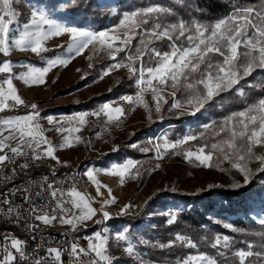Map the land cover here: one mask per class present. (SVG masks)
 I'll list each match as a JSON object with an SVG mask.
<instances>
[{
  "label": "snow or ice",
  "instance_id": "1",
  "mask_svg": "<svg viewBox=\"0 0 264 264\" xmlns=\"http://www.w3.org/2000/svg\"><path fill=\"white\" fill-rule=\"evenodd\" d=\"M114 14L117 13L114 11ZM118 15V23L105 29H95L66 23L56 18L48 8L32 7L28 18L21 24L13 8V0H0V54L4 57L0 59V73L5 74L0 78V113L20 106L29 109L24 114L0 115V165L16 157L29 156L34 160L48 157L56 163H63L56 155L57 148L72 147L74 141L80 142L81 137H73L72 133L79 132L88 123L89 116H103L106 118L105 126L114 124L117 127L126 113L138 106L145 109L149 120L153 112L161 114L165 105H169L168 111L177 110L178 117L196 116L220 103L225 95L235 94L242 100L246 99L247 86L261 90L256 100L246 103L241 110L232 111L219 122L202 125L199 133L189 132L174 140L164 134L151 142V149L135 143L130 146L134 149L139 147L145 153L154 151L157 159H163L169 153L183 155L186 161L207 168L213 167L215 161L220 171H226L220 167L226 161L243 177V183L236 182L233 185L235 188L248 185L256 172L264 173V151H257L264 149V82H249L257 71L264 72V0L253 5H235L228 15L211 23L175 19L173 9L160 3H149ZM169 17L174 19L170 22ZM57 38L63 40L62 44L55 45L61 54L49 57L46 54L53 49L47 44ZM85 50L92 54L104 52L112 61L103 71L101 79L113 71L124 69L137 90L134 94H123L117 100L106 101L91 112L79 111L59 119L47 116L45 119L49 126L58 133H68L61 143L54 145L45 134L47 129L40 123L38 105H26L13 81L19 80L28 87L44 85L53 68L67 67ZM14 51L31 52L43 65L29 62L21 66L25 70L14 73L10 59ZM88 59L91 60L92 55ZM169 88L171 92L167 91ZM147 93L151 94L152 105L145 99ZM159 119H164V116L159 115ZM191 141H200L195 150L187 147ZM116 150L114 147L113 151ZM253 163L259 164L255 170L251 167ZM141 166L140 161L126 159L105 169L88 168L85 176L95 185L97 195L103 197L101 188L108 192L107 198L99 201V208L93 207L94 198L78 190L74 182L67 190L48 183V195L55 201L52 211L59 210L60 215H49L42 206L34 203L29 212L44 225L58 220L60 224L71 226L73 231L78 226L86 227L89 221L99 225L111 219V213L105 206L115 203L116 198L111 188L98 179V173L118 177L122 185L127 178L140 177ZM27 167V163L21 165V168ZM159 167L157 164L156 168ZM22 191L24 199L31 200L27 189ZM36 195L39 197L41 192ZM132 207L131 204L123 205L121 214H127ZM7 211L11 214L14 210L9 208ZM98 214L101 220H94ZM15 215L19 223L21 213L18 209ZM168 215V224L177 221L176 213ZM258 223L264 228V216L258 219ZM28 227L34 229L39 225ZM223 227L232 232L243 231L232 224H224ZM253 235L264 241V231ZM85 239L86 247L75 242L71 244L73 264H113L114 258L108 251V228L94 231ZM115 239L126 243L125 252L129 256H135L140 264H147L136 251L127 228L118 231ZM25 243L17 237L5 235L0 244V264H19L20 261L27 264ZM140 243L147 245L149 242L141 240ZM177 246L196 251L179 258L176 264H221L218 257L224 258L225 264H264V243L259 245V251L253 250L251 242H246L245 247L235 248L234 239L227 234H217L211 243L210 247L216 250V255L200 251L197 242L180 233L167 243L153 245L161 249ZM46 251L51 257L47 264H63L61 249L48 248ZM82 256L90 258L81 259ZM34 264H46V261L38 258Z\"/></svg>",
  "mask_w": 264,
  "mask_h": 264
},
{
  "label": "trees",
  "instance_id": "2",
  "mask_svg": "<svg viewBox=\"0 0 264 264\" xmlns=\"http://www.w3.org/2000/svg\"><path fill=\"white\" fill-rule=\"evenodd\" d=\"M31 5H44L60 19H69L72 23L79 26H89L95 29H105L118 23L119 13L131 11L136 8L146 6L149 3H160L171 7L175 13V19L191 20L197 19L204 23H211L219 18L228 15L233 6H247L258 4L259 0H29ZM115 13L117 14H114ZM173 17H169L171 22ZM53 51L46 54L51 56L61 52L56 47ZM36 64L42 65L43 62L38 58L32 59ZM109 58L103 59L94 66V70L81 77L75 86L84 85L92 82L100 74L103 66L110 63ZM250 83L264 82V72L257 71ZM71 86L68 90L75 88ZM112 89V91H109ZM134 82L129 80L128 73L124 72L105 90L91 93L83 99L71 100L67 104L53 105L46 107L49 109L61 108L64 112H71L75 109L90 110L97 108L106 100L116 99L123 94H134L136 92ZM248 93L246 99L242 100L235 94L221 97L220 103L212 105L207 110L202 111L196 116H179L178 112L168 111L169 105L164 106V111L160 114L164 116V121L160 123L161 134H167L170 139L182 137L189 132L196 134L202 130V125L212 121H221L232 111L241 110L246 103L256 100L260 89H253L245 86ZM189 119L188 123L183 122ZM158 122V119L154 123ZM146 128H141L133 132L125 139L121 140L116 146V151H111L106 158L117 159L122 162L127 157L138 159L144 162V156L148 153L134 149L130 145L139 138ZM200 143V141H196ZM147 140L144 139L139 146L142 147ZM151 153V152H149ZM104 158V159H106ZM216 162L213 161V166ZM220 167L226 170L232 169L228 162H224ZM251 167L255 170L259 167L258 163H253ZM150 167L147 166V170ZM229 181L214 182L213 187H198L195 190L177 189L162 186L146 196L136 212L128 210L127 214H119L113 217L114 227L120 229L124 222L129 224L128 232L134 234L135 247L140 253V257L149 264L150 262L161 264H176L179 258L195 252L187 248L177 246L171 249H161L153 247L159 243H167L174 239L177 233L184 234L192 238L199 245V250L210 255H216V250L210 247L217 234H227L235 241V248L245 247L246 242L254 244V251H259V245L264 243L260 237L253 233L264 231L259 223V215L264 214V173L256 172L251 182L243 187L235 188L236 182L243 183V177L239 172ZM174 189V190H173ZM151 197V199H149ZM147 201V203H145ZM173 203L169 209L177 208V221L168 224L169 218L165 209ZM258 209L257 213L251 214L252 209ZM224 224H232L242 232H232L223 227ZM98 225L93 224L83 227L77 233H92ZM147 240V245L140 243ZM230 256L231 254L228 253ZM221 264H225L224 258ZM140 264L137 258L119 256L116 264Z\"/></svg>",
  "mask_w": 264,
  "mask_h": 264
},
{
  "label": "rangeland",
  "instance_id": "3",
  "mask_svg": "<svg viewBox=\"0 0 264 264\" xmlns=\"http://www.w3.org/2000/svg\"><path fill=\"white\" fill-rule=\"evenodd\" d=\"M32 7L45 8L44 5H31L29 0H13V8L18 13L19 23L22 24L28 18ZM61 20L66 23L74 24L66 18ZM62 43L63 40L57 38L53 41H49L47 46L53 48L55 47V45ZM60 54L61 52H58L54 55ZM89 55H92L91 60L88 59ZM36 57L37 56L35 54H32L31 52L14 51L10 56V59L13 61L14 73L18 74L19 72L25 70L21 67L23 64L29 62L35 63L32 59ZM3 58L4 57L2 56V54H0V59ZM107 58L109 57L104 52H100L99 54H92L89 50H85V53L72 60L67 67L57 66L53 68L48 74L46 78V84L44 85L28 87L25 86L19 80L13 81L14 84L17 86L19 94L25 101L26 105H31L32 103L38 105V110L41 113L40 123L45 129H47L45 134L54 145H58L59 143H61L63 140V136L68 135V133H58L55 128L49 126L47 120L45 119L47 116H53L59 119L61 117H66L79 111L91 112L93 110H96L99 106L90 110L75 109L71 112H64L61 108L48 110L46 107L67 104L71 100L83 99L91 93L109 88L110 85L113 84V82L117 79L119 75L124 72H127L124 69L116 70L101 79L100 77L103 71L108 67L110 63H112V61L102 67L100 74L96 76L92 82H88L80 86H75L81 77L93 72L96 63ZM89 64H91L92 66L89 67ZM36 65L42 66L43 64ZM4 76L5 74L0 73V78ZM71 86H75V88L68 90L67 88ZM167 91L171 92L172 89L169 88L167 89ZM117 99L118 98L114 100ZM145 99L150 105H152L153 102L150 93L145 94ZM106 101H113V99ZM28 110V108L20 106L18 109H10L7 110L6 113H0V115L24 114ZM174 111L176 112L177 110ZM159 115L160 114H156L155 112H153L152 119L149 120L145 109L143 107L138 106L135 108L134 111L126 113V117L122 119L118 127L114 124H107V126H105L106 118L103 116L99 118L89 116L87 118L88 123L82 126L79 132L72 133L73 137L79 135L81 137V141L78 143L74 141L72 147H67L64 149L57 148L56 155L63 163H56L55 160H52L58 166L76 167V170L80 173L82 172L81 174H83L86 180L87 177L85 176V171L88 168L105 169L113 163H122L123 161L120 162L117 159L106 158L107 154L113 151V148H116V146L121 140L125 139L133 132H137L141 128H146V130L142 132V138L135 140L133 143L139 145L142 141H144V139H146L147 143H145L142 147H147L151 149V142L155 141L156 138L162 136L160 123H162L164 119H159ZM157 119L158 122L154 123V121ZM188 120L189 119L187 118L183 122L188 123ZM198 144L199 143H197L196 141H191L189 142L187 147H191L193 148V150H195ZM257 151L261 152L264 151V149H257ZM149 152H146L148 154L144 156V162L141 163V176L136 179L127 178L124 184L122 185L119 183L118 177L106 174L104 172L98 173V179L103 184H106L108 185V187L111 188L112 195L116 198L115 203L105 206L106 210L111 213V219L100 223L97 229L95 230L99 231L103 228H108L110 235L108 251L109 254L114 258L113 264H116V259L119 256L136 258L135 256H129L125 252V248L127 246L125 242L117 241L115 239V235L118 231L124 230L126 228L128 229L129 227V224L127 222H124V225L126 226H123L120 229L115 228L114 222L112 221V218L114 216H120V210L123 205H133L130 210L136 212L139 206L141 205L143 199L159 187L167 186L177 189L195 190L198 187H209V185L214 182L229 181L233 176H236L235 174L237 173L235 169L220 171L219 168L216 166H213L211 168L199 166L196 163L186 161L183 155H173L169 153L166 154L163 159H157L154 151ZM126 159L133 158L127 157ZM133 160L138 161V159ZM157 164L160 165L159 168H156ZM147 166L150 167L149 170H147ZM86 181L92 184V182L88 179ZM86 191L88 192L86 194L94 198V200L92 201V205L95 208H99L100 203L98 202L102 198H107L108 196L107 189L104 188H101L103 197L98 196L94 184H92V186ZM172 204L173 203H170L165 209V212L167 214L176 213V207H174L172 210L169 209ZM257 212V208L251 210V214ZM56 215H60V212L57 211ZM262 216H264V214H260L259 218H261ZM94 220H101V216L98 214L94 217ZM93 224L95 223H93L92 221L87 222V226ZM65 226L71 228V226L69 225ZM83 227L84 226H78V229L75 231L77 232ZM128 234L132 237V243L135 245V241L133 239L134 234L129 232ZM136 251L138 252L137 249ZM149 264L156 263L152 261Z\"/></svg>",
  "mask_w": 264,
  "mask_h": 264
},
{
  "label": "built area",
  "instance_id": "4",
  "mask_svg": "<svg viewBox=\"0 0 264 264\" xmlns=\"http://www.w3.org/2000/svg\"><path fill=\"white\" fill-rule=\"evenodd\" d=\"M25 163L29 165V172H21V164ZM43 165H50V172H43ZM53 173L55 174L53 175ZM72 182L75 183L78 190L88 193L77 179L76 167L58 166L48 157L40 160L31 159L30 156L16 157L14 160L0 165V244L3 243L5 235L26 241L24 249L28 257L27 264H34V260L38 258H44L47 264L51 259L46 251L48 248L61 249L63 264H73V257L70 254L71 244L75 242L81 247H86L87 240L85 238L92 235L93 232L77 233L58 221L44 225L42 222L36 221L29 212L34 203L37 206H42L49 215H56L59 210L52 211L55 208V201H52L48 195L47 184L52 183L67 190ZM41 186H43L42 191ZM18 189L21 191H17ZM23 189H27L31 194V200L24 199ZM38 191L41 192L39 197L36 195ZM9 208L14 210L13 213H8ZM17 209L21 213L19 223L16 222L15 210ZM28 225H39V227L30 229ZM89 258L81 257L85 260ZM19 264H25V262L20 261Z\"/></svg>",
  "mask_w": 264,
  "mask_h": 264
},
{
  "label": "bare ground",
  "instance_id": "5",
  "mask_svg": "<svg viewBox=\"0 0 264 264\" xmlns=\"http://www.w3.org/2000/svg\"><path fill=\"white\" fill-rule=\"evenodd\" d=\"M21 165H23V164H21ZM21 172H29V167L21 168ZM43 172H50V165H43ZM81 173L76 170L77 179L82 183V186L85 188V190H87L92 186V184L90 182L86 181L87 179L85 180L83 174H81Z\"/></svg>",
  "mask_w": 264,
  "mask_h": 264
}]
</instances>
